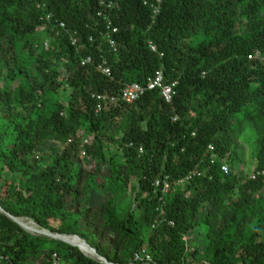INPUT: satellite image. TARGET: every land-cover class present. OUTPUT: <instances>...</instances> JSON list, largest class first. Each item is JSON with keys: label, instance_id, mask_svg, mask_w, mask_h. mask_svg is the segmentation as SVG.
Returning a JSON list of instances; mask_svg holds the SVG:
<instances>
[{"label": "trees", "instance_id": "obj_1", "mask_svg": "<svg viewBox=\"0 0 264 264\" xmlns=\"http://www.w3.org/2000/svg\"><path fill=\"white\" fill-rule=\"evenodd\" d=\"M103 1L113 7L0 0V207L81 238L110 264L145 250L154 264H264V0ZM159 72L178 83L171 104L155 90L97 112L98 96ZM246 131L256 135V179L222 171L242 168ZM195 170L202 176L178 186ZM166 178L164 195L155 183ZM194 234L203 252L187 250ZM55 253L102 264L0 212L2 264H52Z\"/></svg>", "mask_w": 264, "mask_h": 264}, {"label": "built area", "instance_id": "obj_2", "mask_svg": "<svg viewBox=\"0 0 264 264\" xmlns=\"http://www.w3.org/2000/svg\"><path fill=\"white\" fill-rule=\"evenodd\" d=\"M161 0L158 1L160 3ZM101 4L103 6H107L109 9L113 7V3L106 4L105 1L101 0ZM155 15L159 13V10L156 8L154 10ZM103 14L100 13L99 16H102ZM48 20L50 17L47 18ZM64 28V25H61ZM107 29L109 32H112V34H116L118 32L117 28L113 27L112 22L108 19L107 21ZM109 38V43L112 47H115V42L111 39L110 34L108 35ZM152 50L156 51V47L151 45ZM92 62L91 58H88L83 62L82 65H87ZM99 70L106 76L111 77L112 76V71L111 69L107 66V62L104 60L100 65H99ZM178 83H172V84H166L164 80V75L162 72H159L156 74L155 77L151 78L148 80L145 86H142L138 83H133L127 85L124 90L120 93L118 96H112L110 98H106L103 96H98L97 101L99 102L98 107H97V112H100L102 110V105L103 103H106L107 101H110L112 104H117V103H126V104H131L139 100L147 91H155L158 90L161 92L164 100L168 103L171 104L173 102L174 97L176 96V89H177ZM178 118H175L174 121H177ZM86 144H88V141H85ZM209 153L214 154V148L209 147ZM85 156V153L83 154ZM216 155L212 156V164L214 165L216 163ZM222 171L225 173H229L230 171V166L226 163L223 162L222 164ZM202 173L199 172L198 170H195L191 172L185 179L180 181L178 183L179 185H184L186 183L191 182L194 178L201 177ZM257 173H255L251 178L256 179L257 178ZM155 186L157 188L163 187V194H168L171 191V184L169 182V179H159L156 181ZM173 225V224H172ZM184 242L186 243L187 250L191 248V236L187 235L184 237ZM195 249L192 247V251ZM6 260V258L0 254V264L3 263V261ZM52 264H63L62 258L55 253L53 255L52 259ZM134 264H154L152 257L149 255L148 251L145 250L141 254H138L135 258V263Z\"/></svg>", "mask_w": 264, "mask_h": 264}, {"label": "rangeland", "instance_id": "obj_3", "mask_svg": "<svg viewBox=\"0 0 264 264\" xmlns=\"http://www.w3.org/2000/svg\"><path fill=\"white\" fill-rule=\"evenodd\" d=\"M45 44H46V46H49L48 42H46ZM85 141H88V144L91 143V140L89 138H86ZM85 141H84V143H85ZM85 145H86V143H85ZM257 149H258V147L256 145V135L254 133H251L250 131L244 132L242 134V136L240 137L238 143H237V151L239 152L241 160H242V168L240 169V168H237L235 166L230 165V169L235 168V172L237 174H239V173L241 174L244 171L245 175H246L245 179L251 178L256 173V171H255L256 170V164L254 162L253 156H254V152L257 151ZM37 156L41 157V154L38 153ZM52 164H54V160H53V157L50 156V154H49V156L43 157L41 159V165L43 167H48L49 165H52ZM87 165L91 169L95 168L94 164H91V162H90V164H87ZM1 182L2 181L0 180V185H1ZM23 222L26 225L33 223L37 229H39L40 231L42 230V229H40V227L37 224H35L34 222H32L30 220L25 219V220H23ZM35 235H37V234H35ZM205 242L206 241L204 240L202 234H194L191 236V245H193V248L195 247L194 249H197L201 252H203L205 250V244H206ZM89 258H91V257H89ZM92 259H94V258H92Z\"/></svg>", "mask_w": 264, "mask_h": 264}, {"label": "water", "instance_id": "obj_4", "mask_svg": "<svg viewBox=\"0 0 264 264\" xmlns=\"http://www.w3.org/2000/svg\"><path fill=\"white\" fill-rule=\"evenodd\" d=\"M0 212L5 214L6 216H8L11 220H13L15 223H17L20 227H22L25 231H27L28 233H31L33 235L37 234L38 236H45V237H49L51 239H54V240H58V241H61L63 243H66L72 247H76L78 248L83 254H85L86 256H89L91 258H94L95 260L101 262L102 264H110L105 258H103L99 253L98 251L93 248L91 245H89L87 242H85L84 240H82L81 238L77 237V236H65V235H59V234H52L48 231H45V230H41V231H37L35 234L33 232H31L27 227L26 225L23 223V220L22 219H18L14 216H12L11 214L7 213L2 207H0ZM72 237H76L80 240H82L84 243H85V246L91 251V255H87L82 249L80 246L78 245H74L72 243H70L67 239L68 238H72Z\"/></svg>", "mask_w": 264, "mask_h": 264}, {"label": "bare ground", "instance_id": "obj_5", "mask_svg": "<svg viewBox=\"0 0 264 264\" xmlns=\"http://www.w3.org/2000/svg\"><path fill=\"white\" fill-rule=\"evenodd\" d=\"M24 223V222H23ZM25 224V223H24ZM26 225V224H25ZM26 227L31 231L33 232L34 234L37 232V231H40L39 229H37L34 224H29V225H26ZM70 243L74 244V245H78L81 247V249L87 254V255H91V251L85 246V243L76 238V237H72V238H68L67 239Z\"/></svg>", "mask_w": 264, "mask_h": 264}]
</instances>
